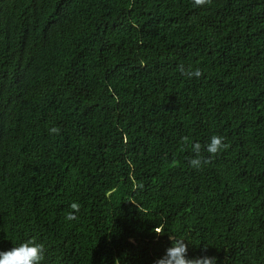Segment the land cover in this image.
<instances>
[{
  "label": "trees",
  "instance_id": "trees-1",
  "mask_svg": "<svg viewBox=\"0 0 264 264\" xmlns=\"http://www.w3.org/2000/svg\"><path fill=\"white\" fill-rule=\"evenodd\" d=\"M169 236L264 264V0H0V251L154 264Z\"/></svg>",
  "mask_w": 264,
  "mask_h": 264
},
{
  "label": "clouds",
  "instance_id": "clouds-1",
  "mask_svg": "<svg viewBox=\"0 0 264 264\" xmlns=\"http://www.w3.org/2000/svg\"><path fill=\"white\" fill-rule=\"evenodd\" d=\"M195 6L203 7L211 4V0H193ZM179 71L188 78H199L203 73L199 68L193 70L191 68H185L183 65L179 66ZM50 134H59L60 129L58 127H52L49 129ZM187 138H185V141ZM225 138L219 135H213L210 143L206 146V151L210 154L208 158L200 156L202 145L200 143H194L192 146V152L195 156L190 160V165L195 169H200L202 165H207L212 162V157L218 155L222 150H226L228 145L224 142ZM136 204L135 202H131ZM73 212H69L66 216L67 220H74L76 216L75 212H79L80 204L73 202L70 205ZM162 225L154 227L152 232L157 236L164 235L162 231ZM171 245L165 250L162 257L157 258L154 264H216L217 258L215 256L200 255L190 257L188 255V244L180 238H174L169 236ZM202 252H207V248L202 249ZM44 260V245L37 243L36 240L29 239L19 245L13 246L10 250L0 251V264H42ZM115 264H120V260L117 258Z\"/></svg>",
  "mask_w": 264,
  "mask_h": 264
}]
</instances>
